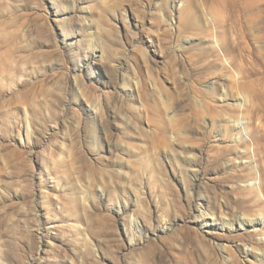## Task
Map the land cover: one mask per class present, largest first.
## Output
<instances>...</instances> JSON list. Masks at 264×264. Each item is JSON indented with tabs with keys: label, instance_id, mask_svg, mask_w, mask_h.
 Here are the masks:
<instances>
[{
	"label": "rangeland",
	"instance_id": "1",
	"mask_svg": "<svg viewBox=\"0 0 264 264\" xmlns=\"http://www.w3.org/2000/svg\"><path fill=\"white\" fill-rule=\"evenodd\" d=\"M237 118L264 0H0V264H264Z\"/></svg>",
	"mask_w": 264,
	"mask_h": 264
},
{
	"label": "bare ground",
	"instance_id": "2",
	"mask_svg": "<svg viewBox=\"0 0 264 264\" xmlns=\"http://www.w3.org/2000/svg\"><path fill=\"white\" fill-rule=\"evenodd\" d=\"M179 0H171V3L174 5V3L176 4V2H178ZM220 44V43H219ZM227 97V96H226ZM239 101V100H238ZM246 102H247V100H246ZM238 106H240V107H243V103L241 104V105H238ZM95 108H96V110L98 111V112H101L100 110L101 109H99V107H97V106H95ZM243 119V118H242ZM239 119V118H237L236 120H234V129L236 128L237 130L239 129V132H238V135L239 136H237L236 135V137L233 139L234 141H236V144L238 143L239 145H240V143L242 144H245L246 143V141H247V139H246V141H244V138H245V132H252L251 133V136H256V138H255V140H259V138L261 137V135H259L258 137H257V135H256V133H254V131L256 130V132L258 131L259 133H260V130H261V128L264 126V123L262 124V121H261V124L263 125V126H261V127H258V128H255L253 125H252V122L253 121H251L253 118L252 117H250V119L247 121L246 119ZM247 122H246V121ZM233 121V120H232ZM244 129V130H242L241 129V127ZM253 126V127H252ZM253 134V135H252ZM247 135V134H246ZM247 138V137H246ZM249 141V140H248ZM251 141V140H250ZM258 142V141H257ZM264 146V145H263ZM242 147V146H241ZM260 147V146H259ZM244 148V147H243ZM243 148H241L242 150H245V148L243 149ZM253 148V147H252ZM249 150V147L248 148H246V150L245 151H247L248 152V150ZM258 150V149H257ZM243 153V152H242ZM241 153V154H242ZM243 155V154H242ZM244 158V157H243ZM251 158V157H250ZM252 159H253V157H252ZM250 160V159H249ZM254 160V159H253ZM251 181V180H250ZM257 180H255V182L254 181H252L251 183H252V185L251 184H249L250 186H255L257 189H261V190H263L264 189V184L260 181V182H256ZM250 188V187H249ZM252 188V187H251ZM250 188V189H251ZM253 192H254V190H253ZM259 199V198H258ZM262 202V201H261ZM199 206H198V208L199 207H202V204H198ZM259 205V204H258ZM203 208V207H202ZM210 209V208H209ZM261 209V208H260ZM262 210H263V208H262ZM258 211V210H257ZM202 214H204V215H213V216H216V215H214L213 213H211V212H209V210L208 209H204L203 208V211H202ZM258 215V214H257ZM259 215H260V219L264 222V214L263 213H259ZM243 217H246V216H243ZM135 221V222H134ZM249 221H252V222H250L251 224L253 223V224H255L256 223V221H258L259 222V219H256V218H254V219H252V220H249ZM133 222L135 223V228L136 229H139L140 228V225H139V222L137 221V219H135V220H133ZM246 222V220H242L241 221V223H245ZM247 223V222H246ZM209 223L207 222V225H208ZM264 236H261V242H262V240L264 239L263 238ZM264 242V241H263ZM263 250V249H262ZM252 251V249H249V251L248 252H251ZM229 257H231V256H229ZM260 258H262L263 260H264V251H263V254H262V256H260Z\"/></svg>",
	"mask_w": 264,
	"mask_h": 264
}]
</instances>
